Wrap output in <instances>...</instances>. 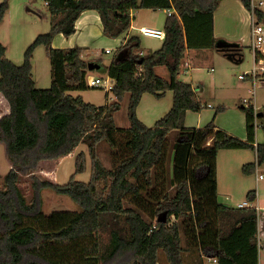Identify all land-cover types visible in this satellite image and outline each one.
<instances>
[{
	"label": "trees",
	"instance_id": "1",
	"mask_svg": "<svg viewBox=\"0 0 264 264\" xmlns=\"http://www.w3.org/2000/svg\"><path fill=\"white\" fill-rule=\"evenodd\" d=\"M47 1L51 30L36 38L23 64L11 61L0 43V92L11 106L0 119V141L12 164L4 178L6 189L0 190V264H158L160 252L168 264H185L183 253L190 250L215 257L218 264H259L258 211L219 203L217 156L222 149H252L257 163L244 165L243 172L251 174L257 165L264 166V138L258 142L256 130L257 119L264 135V107L257 113L253 105L241 107L246 140L214 121L202 128L185 126L187 112H201L203 104L192 84L179 75L188 50L229 46L221 44L213 30L214 12L222 0ZM241 1L264 22L263 10H253L252 0ZM8 9L5 0L0 24ZM139 9L174 11L166 20L162 47L142 55L140 37L127 38L108 68L117 101L96 106L71 95L90 87V62L82 58L80 46L54 47L56 35L70 37L80 15L96 10L104 35L118 38L131 27V11ZM40 45L46 47L52 68V84L46 89L38 88L33 77L32 60ZM158 66L167 68L168 79L157 74ZM168 90L173 92L171 109L148 127L136 113L143 95L163 97ZM126 94L130 127L119 142L121 129L114 115ZM173 131L177 135L170 145ZM103 140L120 148L111 170L95 154L96 144ZM82 143L93 160L88 182L76 179L87 171L83 151L76 154V170L67 183L36 176L42 161L66 157ZM22 176L32 180L30 203L18 184ZM101 180H109L105 190L99 189ZM167 181L174 194L166 188ZM44 188L69 196L82 210L43 212ZM255 196V191L248 193L252 202ZM127 199L133 207L125 206Z\"/></svg>",
	"mask_w": 264,
	"mask_h": 264
},
{
	"label": "rangeland",
	"instance_id": "2",
	"mask_svg": "<svg viewBox=\"0 0 264 264\" xmlns=\"http://www.w3.org/2000/svg\"><path fill=\"white\" fill-rule=\"evenodd\" d=\"M4 1L5 0H0V5ZM262 9L264 10V7ZM140 10V12H137V19L135 20V22H133L134 29L132 30V34L134 36L140 37L141 49H143L145 52H152L161 48L163 39H156L155 37L146 36L141 33L140 29L142 27H152L164 30L165 23L169 15L166 9ZM50 30L51 14L44 0H9V9L0 24V43L6 45L7 57L15 64L21 65L25 61V54L27 50L34 43L36 38L40 34H45ZM110 47H112L113 49V52L111 54L104 52L100 46L93 48L95 52H100V62L102 68L101 70H88L89 77L94 75L101 76L103 77V79L109 77L107 66L115 58L117 53L116 50H118L120 46L111 45ZM209 52L210 53H204L201 56L200 65L192 66L190 68L185 67L183 68V70H181V74L179 77L181 81L191 83L195 88L200 87L199 95L202 99L201 101L203 104V109L201 112L190 111L187 113L185 118V126L205 127L210 122L214 121L215 125H217L219 128L239 138L238 134H240V132L244 131L245 129L243 110L241 109V105L243 103L242 100L243 98H251L252 94H250L249 90L252 89L253 84L251 83L250 78L246 81H241L238 77L239 75L245 74V72H249V70L252 68L254 61L253 52L245 48V58L243 62H231V64L220 60L219 55L215 53V49H210ZM211 54L216 55L215 57H212ZM87 61L90 63L93 62V60L88 59ZM32 64L34 67L33 73L35 75L37 87L42 89L50 88L52 84V68L48 52L44 45L36 47ZM157 74L160 76H168V70L166 67L159 68L157 69ZM110 80L113 81L111 77ZM70 94L75 97L82 96L84 101L96 106H104L109 102L111 103L110 97L115 98L113 91L108 92L103 87H89L86 90L70 92ZM129 98L130 94H126L121 102L120 110L117 111L114 115L115 123L117 127L121 129V131L117 134L119 142L123 139L125 133L124 130L130 127V120L128 116ZM115 101H117L116 98ZM252 104H255L261 110L264 107V85H262L260 81L257 83L256 98L252 101ZM172 105L173 92L171 90L166 91L163 97H156L153 94L146 93L143 95L136 113L138 118L145 125H147L148 127H153L158 120L163 118L169 112ZM222 106L224 107L223 110L220 111L218 117L216 118V120H214L213 117L217 111V108ZM199 124H202V126H198ZM176 135L177 132L173 131L168 136L170 145H172ZM263 136V132L259 128L257 130V141H262L264 138ZM77 149V153L83 151L86 155L87 171L83 174H77L76 179L88 182L91 179V175L93 173V160L90 156L87 144L82 143ZM119 150L120 148L111 146L110 143L105 140L98 142L95 146V154L97 158L108 170L113 169L117 164L119 158ZM76 154L73 158L68 157L61 164H59V170L56 177V179L58 180L57 183H67L70 180V177L75 173ZM168 162V168L170 167L169 171H172L170 166L171 158ZM42 166L45 165L43 164ZM8 170L9 163L4 154V149L0 145V190H5L4 178ZM39 170L40 167L35 172V174L39 179L44 180L43 176L45 175L41 174H44V171H41L40 173ZM241 172L248 177H253L252 175L256 176L254 172L251 174H245L243 172V169H241ZM22 180L24 181V183L21 182L19 187L23 192L26 203H30L34 199V190L31 184L32 180L29 176H22L21 181ZM108 183L109 180H101L99 183V189L105 190V187L106 185H108ZM235 183L239 184V181L236 180ZM261 187L262 196L260 199H263L261 205L264 206V182H262ZM166 188L170 191L171 194H174L175 188L171 187L168 181L166 183ZM247 192L245 194L246 198L244 200L252 202L249 200V197L247 199ZM227 193L228 190H223L222 197L226 198V196H228ZM40 194L41 208L45 213H50L55 210H82L80 205L73 201L69 196L58 194L51 188L42 189ZM220 200L222 202V198ZM238 200V198H235V201ZM228 205L232 207L235 204H233V202H229ZM125 206L133 207V204L129 199H127L125 201ZM144 217L149 220L147 215L144 214ZM107 238V235L103 234V241H106ZM159 261L160 264L168 263L163 252H160L159 254Z\"/></svg>",
	"mask_w": 264,
	"mask_h": 264
},
{
	"label": "crops",
	"instance_id": "3",
	"mask_svg": "<svg viewBox=\"0 0 264 264\" xmlns=\"http://www.w3.org/2000/svg\"><path fill=\"white\" fill-rule=\"evenodd\" d=\"M138 11L140 12L141 10L139 9V10L131 11L130 13L132 17L131 27L128 29V31L125 34L115 39H110L107 36L103 35V24H102L100 15L96 10L85 11L80 15V17L76 21V32L70 37H66L63 34H58L54 38L52 44L56 48H71L75 46H80L84 49L82 53L83 59L93 60V62L91 63L99 64L100 66H102L100 62L101 60L100 52L99 51L95 52L93 48L100 46L104 52L111 54L113 52L112 47H110L111 45L121 47L129 36H133L132 34V30L134 29L133 22H135V20L137 19ZM252 27H253L252 12H250L245 7V5L243 4L241 0H222L218 8L214 12L213 30H214V36L216 37V39L219 40L221 44L224 43L229 46L226 48H216L215 49L216 51L215 53L219 55L220 57L219 59L225 61L226 63H230V64L231 62L241 63L243 62L245 58L244 51L246 48L253 52V58H254L253 66L249 70V72L252 71L254 68H258L264 65V52H259L258 56H256V52H254L252 48ZM156 39H163V38H156ZM164 39H163V43H164ZM108 50H110V52H107ZM209 50L210 49H201V50L190 49L188 50L186 53V57L184 59L182 70L185 67L190 68L192 66L200 65L201 56L204 53H210ZM6 51H7V47H6ZM140 53L142 55H145L149 52H145L143 49H141ZM216 54H211V55L212 57H215ZM110 64L107 66V71H108ZM162 67H165V66H158L156 68V71L157 69L162 68ZM89 71H93V70L89 69ZM89 71L87 73V79L90 78ZM33 72H34V67H33ZM33 76L35 80L34 73H33ZM92 77H101V76L94 75ZM162 77L168 79L169 73H168V76L164 75ZM238 78L241 81H246L249 78L251 79V83L253 84V87L252 89L249 90L250 94H252L251 98L249 99L252 101L255 100L257 83L260 81V83L264 85V78L262 76H258L253 79L251 76H245L242 79L240 78V75ZM36 86H37V83H36ZM199 88L200 87H197V88L194 87L196 95L201 101L202 99L199 95V91H200ZM245 99H248V98H243L242 100L243 103L241 107L246 106L244 103ZM109 104L111 103L109 102L106 105H109ZM219 108H224V107L222 106ZM256 108L258 112L261 110L257 106ZM10 112H11V106L8 100L0 92V119L3 116L9 114ZM219 113H217L216 111L213 117L214 120H216ZM243 118H244L245 129L244 131L240 132L238 136L239 138L246 140L247 139V124H246V114L244 112H243ZM198 126H202V124H199ZM186 127L202 128V127H189V126H186ZM258 142H261V141L258 140ZM0 145L4 149V154L9 163V170H10L12 167V164L7 157L6 146L1 141H0ZM77 151L78 149H76L73 153H71L70 155L66 157H60L54 160L42 161L40 164L39 171L40 173L41 171H44V174L41 173L42 175H45L43 176L44 177L43 179L57 183L58 180L56 179V177H57V173L59 170L58 168L59 164H61L68 157L73 158L74 155L77 153ZM249 163H257L256 152L252 149H222L219 151L218 156H217L218 201L219 203L225 206H228V207H231L228 205V203L233 202V204H235L234 206H232L233 208H240L241 206H243V208L249 207V206L260 208V210L258 211L259 264H264V206L261 205V202L263 199H260L262 196L261 188L263 186L261 187V184L263 181L258 180L256 171L254 172L256 176L252 175L253 177H248L241 172V169H243V166ZM43 164L45 166H42ZM236 180L239 181V184L235 183ZM21 182L24 183V181L22 180L18 184L20 185ZM5 189H6V185H5ZM223 190H228V193H227L228 196H226V198L222 197ZM247 191L256 192L254 202H249L248 200L247 201L244 200L246 198L245 194ZM248 192H247V199H248ZM221 198H222V202L220 200ZM235 198H238L239 200L235 201ZM183 257H184L185 264H209V263L218 264V262L213 261L214 259H216L215 257H207L206 255H204L203 252H199L197 250L184 251ZM158 264H160V261H158Z\"/></svg>",
	"mask_w": 264,
	"mask_h": 264
},
{
	"label": "built area",
	"instance_id": "4",
	"mask_svg": "<svg viewBox=\"0 0 264 264\" xmlns=\"http://www.w3.org/2000/svg\"><path fill=\"white\" fill-rule=\"evenodd\" d=\"M45 4L48 6V1L44 0ZM264 7V0H252V9H261ZM168 15H172L174 13L173 10L171 9H167ZM252 16H253V27H252V48L254 52H264V22H260L258 21L257 17L255 16V14L252 12ZM141 33H143L146 36H150V37H155V38H165V31L162 29H157V28H152V27H142L140 29ZM107 52H110V50H108ZM264 73V65L258 67V68H254L252 71L240 75V78H244L245 76H251L253 79L258 77V76H262V74ZM110 77H107L106 79H103V77H90L87 79V83L90 87L92 88H99V87H103L105 88L108 92L112 91L115 82L111 81ZM113 82V83H112ZM111 99V103H113L115 101V98L110 97ZM244 103L246 105H253L255 108V112L257 113V108L255 104H252V100L250 99H245ZM260 128V124L258 122V120L256 119V130H258ZM256 174H257V178L259 181H263L264 182V166H257L256 167ZM240 208H243V206H241ZM257 211L260 210V208H256ZM155 228V226H154ZM214 262H217V259L213 260Z\"/></svg>",
	"mask_w": 264,
	"mask_h": 264
},
{
	"label": "water",
	"instance_id": "5",
	"mask_svg": "<svg viewBox=\"0 0 264 264\" xmlns=\"http://www.w3.org/2000/svg\"><path fill=\"white\" fill-rule=\"evenodd\" d=\"M122 56V53H120L119 55H118V58H120ZM101 66L99 65V64H95V63H90L89 64V69L90 70H101ZM261 115H262V113H261ZM160 220H162V219H160ZM163 220H165V218L163 219Z\"/></svg>",
	"mask_w": 264,
	"mask_h": 264
}]
</instances>
